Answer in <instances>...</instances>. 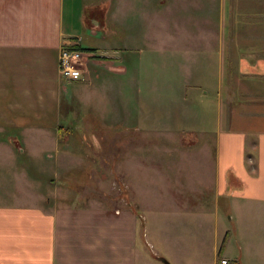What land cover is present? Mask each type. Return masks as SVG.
Returning <instances> with one entry per match:
<instances>
[{"label":"crops","instance_id":"obj_1","mask_svg":"<svg viewBox=\"0 0 264 264\" xmlns=\"http://www.w3.org/2000/svg\"><path fill=\"white\" fill-rule=\"evenodd\" d=\"M99 1L0 0V264H158L149 261L152 256L142 244L149 233L148 215L144 225L143 214L136 212L155 207L174 213L212 211L213 230L205 220H188L195 225L192 235L200 234V241L207 236L212 264H220L222 256L264 264V0H209L203 5L192 0L196 4L191 7L200 13L194 17L209 20L210 26L202 27V35L187 29L184 33L204 48L183 46L177 59L153 62L166 68L158 82L141 76L147 47L138 45V37L147 35L143 26L134 25L141 17L134 11L136 0H125L129 27L123 56L116 46H104L118 44L109 10L101 13ZM90 7L97 13L87 23ZM85 31L94 43L86 41ZM67 38L95 47L86 50L81 79L60 74V46ZM102 80L109 99L112 89L119 88L120 99L113 97L111 106L112 129L119 137L112 145L123 137L130 201L113 207L58 201L53 199V183L47 185L44 179H54V162L64 166L76 154L70 151V126L52 123L48 115L61 111L62 100L73 89L83 93ZM65 128L68 133L62 137ZM187 134L194 141L186 143ZM204 150L211 153L215 169L208 187L210 206L203 194L196 196L205 190L203 185L171 183L169 191L156 181L158 196L151 201L146 197L149 188L137 185L136 179L146 177L150 169H156L158 177L172 170L161 164L165 158L201 161L205 154L194 152ZM26 158H33L35 172ZM25 182L22 196L16 191ZM221 211L232 213L229 228ZM188 222L163 217L157 228L156 260H173L170 255L182 242L180 227ZM231 233L236 236L234 246Z\"/></svg>","mask_w":264,"mask_h":264},{"label":"rangeland","instance_id":"obj_2","mask_svg":"<svg viewBox=\"0 0 264 264\" xmlns=\"http://www.w3.org/2000/svg\"><path fill=\"white\" fill-rule=\"evenodd\" d=\"M206 1L209 0H196V3L203 5ZM194 3L195 1L192 2V0L135 1L134 11L141 17L134 20V25L136 24L138 27L139 25L143 26L145 35H147L145 38L138 37V45L142 43V45L147 47L146 72L141 76L147 77L151 82H158L165 76L166 68L164 67L163 70L162 65L158 67L156 64H152L153 62L156 63L158 59L160 62L163 59L169 62H171V58L177 59L176 53L179 52V48L183 46H188L190 49L204 48L201 45L194 44L197 42L194 36L190 37L188 34L184 33V30L187 29V33L202 35V27L207 28L210 26L209 20H204L203 17H194L200 14L195 11L196 8L191 7ZM126 7H128V2L125 0H101L99 1L98 8L103 14L107 13L106 11L109 10L111 26L116 28L115 37L117 38L116 42L118 45L104 46H116L121 56H123L125 35L129 27L127 24L128 20L125 16ZM93 13H97V11H95L93 7H90L86 19L87 23L91 21ZM133 29H135V27ZM85 32L87 35L86 41L88 43H94L93 35L89 31ZM97 36H102V34H98ZM154 43L157 45H154ZM158 45L160 46V50L158 49L156 52V47ZM172 53H174V56L171 55ZM82 65L84 74V66L86 63L82 62ZM169 68L173 67L170 65ZM101 69H105L104 66L101 65ZM248 79L249 82H255V79ZM103 83L105 82L102 80L101 83H98V85H100L97 87L89 88L88 86L87 89H83V93H78L76 89H73L72 95L68 97V99L62 100L63 107L61 111L59 112L58 108L56 113L53 112L51 115H48L52 123L53 121L62 122L64 126L66 125L68 128L70 126L68 130L71 140L70 151L72 150V153L76 154V156L74 155V160H69L68 164L64 166L54 162V170L52 174H50L55 176L54 179H52L53 181L46 179L48 178L47 176L44 179L47 185L48 183H53V199L70 204L102 205L109 207H113L115 204L127 205L130 201V188L124 174V154L126 151L122 137L124 135L123 131H120L122 138L118 140L117 146L112 145L117 143L115 138L119 137L116 135L115 130L112 129L114 126V119L112 118L114 114L111 108L113 104L112 98L118 97L117 92L119 88L112 89L113 92H110V97L112 98L109 99L106 96L107 91ZM60 119H62V121H60ZM52 131H56V129ZM117 132L119 133V130ZM191 136L192 135L187 134L184 136L183 140L186 143L190 140L194 141ZM54 137L58 139V134L56 132ZM87 138L89 140H86ZM21 146L23 147V145ZM37 146L38 148L41 147L39 144ZM148 147L152 149L154 146ZM53 150H55V147H53ZM145 152L149 153L150 151L146 150ZM115 153L116 155H114ZM173 153L175 152L169 153L166 151L165 154L169 155ZM194 154H205V158L201 161L187 160L183 163L170 162L165 158V161L161 164L164 169L167 168V170H172H163L158 177L156 169H150L146 177H139L136 179L140 180L137 185L141 187L140 189L149 188L146 197H149L150 201L151 198L155 199L158 196L156 192L158 191L156 181L159 183L161 189H168L169 191L171 183L179 186V183L182 182L183 185H190L191 188L203 185L205 190L202 193L198 192L196 196L199 198V196L203 194L202 196L204 201H206V205L210 206V200L208 198L212 197V193L210 192L211 190H208V187L210 186L211 176L213 179L215 175L214 162L209 160L211 153H208V151L204 150L202 153L194 152ZM33 163V158H31L30 161L26 158V164L35 172ZM46 169L48 168L42 169V171ZM38 170H40V168ZM55 170H59V172L55 173ZM58 175L61 177H57ZM27 187L28 184L25 182V187L22 188L21 191L16 192L23 196ZM171 191L173 190L171 189ZM178 196L187 198L185 194H180ZM222 202L223 199H221V203ZM136 205L137 204H132V207ZM196 205H199V201L196 202ZM138 206L139 205H137V207ZM186 210L190 211L176 210V213H174L172 210L162 211L161 208L157 207L147 210H136V212L143 214V218L142 216L141 218L144 220V225L148 215L147 224L149 226V233L148 236H146L147 240H144L142 244L146 246V248H144L146 254L152 256L149 261L158 264H167L166 262L156 260L159 256L157 252L159 247L156 242L157 228L158 223L164 216L173 219L177 218V220L182 221V223L186 220L187 222L188 220L195 219L196 222L205 220L207 227L213 230V220H215L216 217L212 211H209L211 213H205L194 209ZM223 212L224 213L221 211V216H223L224 222H228L227 227L229 228L231 222L229 217L232 213L230 212V214H228L226 211ZM194 227L195 225L191 226L190 222L180 227L182 230L179 236L182 242L181 244H177V250L170 255L173 260L167 257L172 264H212L214 252L208 243L207 236L200 241V234L196 237L191 233ZM230 240H232V242H230L231 245L234 246L236 244V236L234 233H231ZM177 242H180L178 237Z\"/></svg>","mask_w":264,"mask_h":264},{"label":"built area","instance_id":"obj_3","mask_svg":"<svg viewBox=\"0 0 264 264\" xmlns=\"http://www.w3.org/2000/svg\"><path fill=\"white\" fill-rule=\"evenodd\" d=\"M79 40L67 38L60 46L59 52V69L64 79L76 80L83 78L82 62L88 51L80 47ZM220 264H243L236 258L222 256Z\"/></svg>","mask_w":264,"mask_h":264},{"label":"trees","instance_id":"obj_4","mask_svg":"<svg viewBox=\"0 0 264 264\" xmlns=\"http://www.w3.org/2000/svg\"><path fill=\"white\" fill-rule=\"evenodd\" d=\"M80 47H81L82 49H84V50H88V51H90V50H94V49H95V47H86V46H82V45H80ZM65 132H67L66 128L62 130V132L60 133V135L63 137V134H64Z\"/></svg>","mask_w":264,"mask_h":264},{"label":"water","instance_id":"obj_5","mask_svg":"<svg viewBox=\"0 0 264 264\" xmlns=\"http://www.w3.org/2000/svg\"><path fill=\"white\" fill-rule=\"evenodd\" d=\"M167 264H172L166 257H161Z\"/></svg>","mask_w":264,"mask_h":264}]
</instances>
